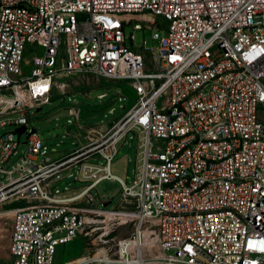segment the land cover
I'll return each mask as SVG.
<instances>
[{"label":"built area","instance_id":"2783aa9c","mask_svg":"<svg viewBox=\"0 0 264 264\" xmlns=\"http://www.w3.org/2000/svg\"><path fill=\"white\" fill-rule=\"evenodd\" d=\"M71 75L136 99L80 123L58 156L36 129L17 157L20 138L0 136L9 264H264V0H0V127L30 132L28 110L68 94ZM128 133L141 147L130 182L112 171ZM76 166L86 184L55 190ZM109 180L111 208L93 193ZM75 239L88 251L58 263Z\"/></svg>","mask_w":264,"mask_h":264},{"label":"rangeland","instance_id":"374dc122","mask_svg":"<svg viewBox=\"0 0 264 264\" xmlns=\"http://www.w3.org/2000/svg\"><path fill=\"white\" fill-rule=\"evenodd\" d=\"M146 39V44L141 47L144 40ZM135 43L137 47L144 51L149 52L156 42L152 40L149 35L144 36V32L137 31ZM37 51H41L38 48ZM30 57V56H29ZM29 57L26 61H29ZM29 66L25 65L24 71H28ZM70 83L68 87V94L65 96H59L58 92L53 94V99L50 103L45 104L40 111L37 108H31L28 110L27 114L31 118L30 129L34 128L39 133L44 145L45 152L52 155H59L66 150H71L75 148L78 144V139L72 136L69 131H72V124L76 122L74 116H68L65 110L54 111V108H58L60 104L64 102H75L83 103L86 105H100L103 99L99 98L100 93H107L106 97L116 95L122 92L120 100H118L114 107V112H110V109L103 110L101 113L93 117L86 118L85 122L99 123L107 121L115 114L120 113L124 105L131 106L136 95L134 92L123 85L121 82L107 81L102 79L97 82L91 78L78 76H70ZM129 98V100H128ZM18 128L15 124L5 125L0 127V136L4 135L8 131L15 132V138H20L22 146L15 156L17 157L23 149L27 147L26 134L19 135L16 131ZM134 137L133 140H129V143L122 145L120 151L118 152L116 159L112 166V171L116 175L122 176L127 181H131L134 177V170L136 167L137 153H138V137L131 133ZM43 155H40L42 159ZM54 157V156H52ZM101 162V161H99ZM79 167L76 166L71 177L65 178L54 185L55 190H65L68 188L79 187L86 184L85 181L77 179ZM120 189V183L116 181H104L99 186H97L93 193L96 197H101L103 194L107 197L112 198V202L107 205L111 208L118 198V190ZM109 198V199H110ZM25 205V201L16 202L14 204H9L6 208H13ZM12 231V222L9 219H3L0 221V264H9L14 262V258L9 254L10 236ZM87 247L83 239H75L73 242L60 245L57 248V262L64 263L65 261L71 259H78L82 254L86 253Z\"/></svg>","mask_w":264,"mask_h":264},{"label":"crops","instance_id":"0c3cea01","mask_svg":"<svg viewBox=\"0 0 264 264\" xmlns=\"http://www.w3.org/2000/svg\"><path fill=\"white\" fill-rule=\"evenodd\" d=\"M101 94H103V93H100L99 96H98L99 98L103 99V101L100 103V105H86V104H83V103H75V102L69 103V102H64V103L60 104L59 108H56V109L54 108V111H60V110H65L66 109V112H64V113H66L68 116H71L69 114L68 107H71L72 106V103H75V105H77L78 108L80 109L79 119L78 120L76 119V122L74 124H72V131H69L68 133H70L72 136L75 137V135H77L79 133L78 132V125L80 123L81 124L92 123V122H85L86 118L93 117V116L97 115L98 113H101L103 110H106L107 108L110 109L109 111L111 113L114 112V110H115L114 105H115V103L118 100H120V96H121L120 93H118L116 95H112L110 97H106L107 94L104 97H100ZM117 114H115L114 116H116ZM113 117H111V118H113ZM110 119H108V120H110ZM103 122H106V121H103ZM99 123H101V122H99ZM133 137L134 136L131 133H128V135L125 137L124 141L121 143L118 152L120 151L122 145H125V144L129 143V140L130 139L131 140L134 139ZM137 149H138L137 151L139 152V150L141 149V147L138 146ZM118 152H117V154H118ZM117 154H116V156H117ZM52 156H55V155H52ZM56 156H58V155H56ZM116 156H115V159H116ZM137 156H138V153H137ZM65 174H66V172H65ZM117 176L119 178H123L120 175H117ZM68 177H71V176H65L63 179L68 178ZM63 179H61V180H63ZM77 179L79 180L78 176H77ZM61 180H59V181H61ZM59 181H57V182H59ZM109 181H116V182H118L117 180H109ZM101 183L97 184V186H99ZM109 198L105 194H103L101 197H99L100 200H102V199L109 200Z\"/></svg>","mask_w":264,"mask_h":264},{"label":"water","instance_id":"95a60500","mask_svg":"<svg viewBox=\"0 0 264 264\" xmlns=\"http://www.w3.org/2000/svg\"><path fill=\"white\" fill-rule=\"evenodd\" d=\"M41 109H42V107L37 108V111H40ZM16 131H17L20 135L23 134V133L26 134V137L28 138V136H29L31 133L35 132V129H32L30 132H27V131H26V126H21V127L17 128ZM27 138H26V140H27ZM25 142H26V141H25ZM109 203H110V202H105V203H104V206H107Z\"/></svg>","mask_w":264,"mask_h":264},{"label":"bare ground","instance_id":"6f19581e","mask_svg":"<svg viewBox=\"0 0 264 264\" xmlns=\"http://www.w3.org/2000/svg\"><path fill=\"white\" fill-rule=\"evenodd\" d=\"M21 90V89H20ZM25 93V91L24 90H21L18 94V96L20 97V98H23L22 96H23V94Z\"/></svg>","mask_w":264,"mask_h":264}]
</instances>
